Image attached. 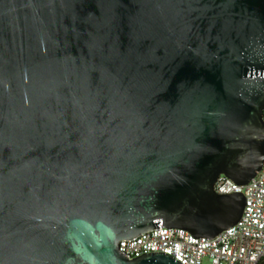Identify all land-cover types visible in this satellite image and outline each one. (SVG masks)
<instances>
[{
    "label": "water",
    "instance_id": "95a60500",
    "mask_svg": "<svg viewBox=\"0 0 264 264\" xmlns=\"http://www.w3.org/2000/svg\"><path fill=\"white\" fill-rule=\"evenodd\" d=\"M264 0H0V264H182L264 167Z\"/></svg>",
    "mask_w": 264,
    "mask_h": 264
},
{
    "label": "built area",
    "instance_id": "2783aa9c",
    "mask_svg": "<svg viewBox=\"0 0 264 264\" xmlns=\"http://www.w3.org/2000/svg\"><path fill=\"white\" fill-rule=\"evenodd\" d=\"M214 189L220 194L241 192L245 199L240 219L214 238L158 221L151 230L120 240L119 250L128 258L163 252L182 264H203L205 258L211 264H257L264 257V167L245 185L221 174Z\"/></svg>",
    "mask_w": 264,
    "mask_h": 264
},
{
    "label": "rangeland",
    "instance_id": "374dc122",
    "mask_svg": "<svg viewBox=\"0 0 264 264\" xmlns=\"http://www.w3.org/2000/svg\"><path fill=\"white\" fill-rule=\"evenodd\" d=\"M203 264H211L210 260L208 258H205L203 260Z\"/></svg>",
    "mask_w": 264,
    "mask_h": 264
},
{
    "label": "trees",
    "instance_id": "16d2710c",
    "mask_svg": "<svg viewBox=\"0 0 264 264\" xmlns=\"http://www.w3.org/2000/svg\"><path fill=\"white\" fill-rule=\"evenodd\" d=\"M257 264H264V257Z\"/></svg>",
    "mask_w": 264,
    "mask_h": 264
}]
</instances>
